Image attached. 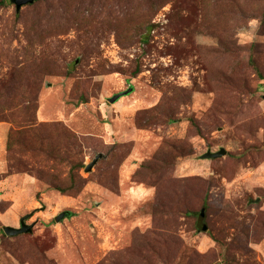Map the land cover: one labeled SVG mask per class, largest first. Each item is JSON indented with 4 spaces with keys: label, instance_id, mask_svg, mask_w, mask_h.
Returning <instances> with one entry per match:
<instances>
[{
    "label": "rangeland",
    "instance_id": "1",
    "mask_svg": "<svg viewBox=\"0 0 264 264\" xmlns=\"http://www.w3.org/2000/svg\"><path fill=\"white\" fill-rule=\"evenodd\" d=\"M0 264H264V0H0Z\"/></svg>",
    "mask_w": 264,
    "mask_h": 264
},
{
    "label": "water",
    "instance_id": "2",
    "mask_svg": "<svg viewBox=\"0 0 264 264\" xmlns=\"http://www.w3.org/2000/svg\"><path fill=\"white\" fill-rule=\"evenodd\" d=\"M15 2V4L20 7L21 5H25V4H28V3H32L34 2L35 0H13ZM119 97V95H115L113 96L112 98H110V102H113L115 101L117 98ZM225 149L224 148H220L219 150L217 151H206L205 153H203L201 155V158H205V159H209V158H216V157H220L222 155L225 154ZM101 157V153H97L94 158L92 159V161L88 164H86L85 166V171H89L91 169V167L95 164V162L98 160V158ZM203 210H201L202 212ZM65 215V212H61L60 214H58L56 216V220L59 221L61 218H63ZM202 217V216H200ZM20 226L19 227H13V226H4L3 227V231L6 235H10V236H13V235H17V234H22V233H26V232H29L31 230V227L32 225L31 224H25L24 222V219L23 218H20ZM204 228H202L203 230Z\"/></svg>",
    "mask_w": 264,
    "mask_h": 264
},
{
    "label": "trees",
    "instance_id": "3",
    "mask_svg": "<svg viewBox=\"0 0 264 264\" xmlns=\"http://www.w3.org/2000/svg\"><path fill=\"white\" fill-rule=\"evenodd\" d=\"M8 1H11V2H13V4H15V2L13 1V0H8ZM15 6L18 8V6L15 4ZM72 179V178H71ZM59 191H61V192H65L67 189H65V188H62V187H59V188H57ZM70 190V188L68 189V191ZM204 208H202L201 210H203ZM197 214V213H196ZM198 217H200V212H198Z\"/></svg>",
    "mask_w": 264,
    "mask_h": 264
}]
</instances>
